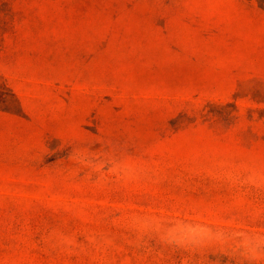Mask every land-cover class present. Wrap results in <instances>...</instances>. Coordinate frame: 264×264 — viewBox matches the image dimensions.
<instances>
[{
	"label": "rangeland",
	"instance_id": "rangeland-1",
	"mask_svg": "<svg viewBox=\"0 0 264 264\" xmlns=\"http://www.w3.org/2000/svg\"><path fill=\"white\" fill-rule=\"evenodd\" d=\"M0 264H264V0H0Z\"/></svg>",
	"mask_w": 264,
	"mask_h": 264
}]
</instances>
